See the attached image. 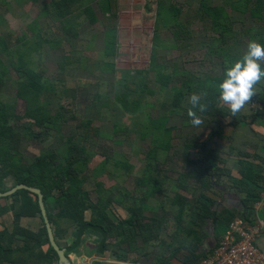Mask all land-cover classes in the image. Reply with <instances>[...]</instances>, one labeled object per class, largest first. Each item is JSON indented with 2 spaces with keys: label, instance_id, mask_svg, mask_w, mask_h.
<instances>
[{
  "label": "rangeland",
  "instance_id": "obj_1",
  "mask_svg": "<svg viewBox=\"0 0 264 264\" xmlns=\"http://www.w3.org/2000/svg\"><path fill=\"white\" fill-rule=\"evenodd\" d=\"M202 2L175 0L182 3L181 15L159 27L156 41V0L0 2V120L26 136L11 144L16 145L13 154L30 164L45 155L51 162L57 156L75 159L77 150H84L78 167L87 168L85 188L94 200L96 183L114 192L125 186L132 190L147 169L155 176V188L164 192L155 195L158 210L170 211L168 220L158 224L154 247L172 242L176 231L185 229L210 234L202 249L214 245L209 225L198 227L192 220L204 213L203 204L220 196L205 179L204 156L214 155L221 168L218 152L233 138L230 132L210 135H223L229 124L252 123L257 112L264 113L256 103L264 77L236 113L221 99L219 88L226 69L243 60L249 42H264V0H207L201 8ZM60 3L63 16L53 12ZM107 24L115 29L106 31ZM260 65L264 68V60ZM193 93L201 97L193 109L198 125L188 114ZM5 183L16 182L10 177ZM206 191L214 193L209 201ZM183 211L178 226L175 216ZM89 242L94 248L96 243ZM115 251L109 243L104 257L95 255L88 264H111ZM83 256L77 255L83 260L74 259L77 264L84 263Z\"/></svg>",
  "mask_w": 264,
  "mask_h": 264
},
{
  "label": "trees",
  "instance_id": "obj_2",
  "mask_svg": "<svg viewBox=\"0 0 264 264\" xmlns=\"http://www.w3.org/2000/svg\"><path fill=\"white\" fill-rule=\"evenodd\" d=\"M8 1L10 2V0H0L2 4ZM105 1L108 3L111 0ZM206 3L207 0H204L201 8L204 7ZM181 4L182 3L176 4L175 0H156L154 22L155 41L158 39L157 32L160 26H170L174 20L177 21V17L181 15ZM61 5L62 3L54 5L53 12H57L60 16H63V8ZM216 9L217 8L211 9V11H216ZM106 11L107 14L105 19H109L111 12L109 9ZM204 11L208 13L207 10ZM107 26L105 27L106 31L115 29V27L109 28L110 24H107ZM260 31L264 33V25L260 27ZM262 45H264V42H262ZM165 78L167 77L163 76L159 78L161 84L164 82ZM256 103L261 111L264 110V92L262 95H258ZM261 117L260 113L257 112L256 118ZM1 121L2 120H0V193H6L18 184H26L39 188L44 195V203L53 229V234L55 236H57V234H62L65 237L68 236L69 230L66 228L67 233H63L61 231L62 224L58 223L63 219L68 220L73 229V231L70 230L69 236L74 237V244L67 250L66 256L74 253V251L80 247L81 238L85 232L94 231L99 233L102 237L98 246V253L100 254L105 252L113 239L119 240L118 243L121 244L123 240L120 238L124 236L126 239L133 237L132 241L131 239L129 241L124 240L127 243V247L131 248L135 246V244H137V246L144 245L141 247L144 253H142L140 257H150L152 255L151 250L157 248L154 264H200L204 257L213 252V249L217 246L216 244L219 241V237L223 236L230 221L237 216L230 209L220 211L219 206L213 209L212 206L215 205L216 201L212 200L209 206L203 204L204 213L197 218L194 217L195 219L192 221H194L195 225H198V227L209 225L210 229L213 231L215 230L214 234L217 241L215 245H208L207 248L202 249L204 241L210 234H201V229H185L182 232L181 230H177L176 232L178 233L174 234L172 242L164 244L159 242L161 247H154L152 246V240L158 234L157 228L160 227L158 224H163V222L168 220L170 211L169 209H167V211L163 209V211L158 210L161 205L158 201L147 202L150 195L151 197L154 194L161 196V194L164 193L163 191L160 192V189L155 187L150 188V191L146 189L150 183V178L154 181L151 172L149 173L146 169L144 174L137 178L132 190H129V188L125 186L117 192H114L112 189L104 188L101 183H96L95 193L97 198L94 200L91 197V192L85 188L86 180L83 178V171L87 168L78 167L80 165L78 164L80 162L79 155H85L84 150H77L79 155H77L75 159L69 157L65 160H59L57 156V159L51 162L49 156L45 155L41 159H33L30 164L20 163L17 156L13 154V149L16 145L13 147L11 146L16 143L18 144L21 137L24 136L25 138L26 136L22 133L19 134V129H16V127H6L4 122ZM238 123L243 122H235L229 125L236 126ZM3 134L7 136V138L2 137ZM88 136L87 139L90 141ZM216 136L222 137V132L210 135L211 138ZM204 159L208 163V165L204 167L205 179H210L212 181L209 184L210 187H212V183L216 185V182H214L215 180L220 181L225 174L230 173L228 170L227 172L218 166L214 155L206 154ZM10 177L14 178L16 182L14 186H8L5 183V180ZM241 186V182L236 184L234 191ZM250 188L249 185H245L242 188V190H245L244 193H246L247 196L243 200L245 206L243 209L244 212L240 213V215L247 220H252L254 223V217L258 216L260 213L256 215L253 206L261 197L260 191H258L259 189L254 190ZM127 198L130 200H126ZM175 198L172 202L173 205H175ZM206 199L208 201L210 200L207 197ZM3 200L12 201L11 206L6 208L5 212H13L17 217L24 218H34L40 215L43 219L38 197L30 191L20 190L12 197L0 199V202ZM131 201L133 204L130 206L128 203ZM124 205L126 206L125 210L129 213L128 219L115 223L110 218L109 211H114V208L118 206L124 207ZM87 211H91V218L89 220L85 217ZM180 211L182 212V210ZM181 212L175 216L178 226L181 224L182 218H184V211L183 214H181ZM263 218L264 216L262 219ZM226 221L228 222L225 229L224 224ZM142 223L146 225L145 230H142ZM221 225L224 232L222 235H217L219 229H222ZM160 234L161 231L159 229V235ZM19 236H22V240L26 244V247L22 250H13L12 244ZM45 245L48 250L46 253H43L42 248ZM149 247H152V249L150 250ZM154 255L155 253H153V256ZM58 262V255L49 242L45 222L44 228L37 235L19 227H16L11 235L6 231L0 234V264H58Z\"/></svg>",
  "mask_w": 264,
  "mask_h": 264
},
{
  "label": "crops",
  "instance_id": "obj_3",
  "mask_svg": "<svg viewBox=\"0 0 264 264\" xmlns=\"http://www.w3.org/2000/svg\"><path fill=\"white\" fill-rule=\"evenodd\" d=\"M261 118H256L252 121V123H248L244 121L243 123H238L236 126L229 127L228 129L224 128V134L223 136L227 137V133L230 132L232 134L233 141L230 146L226 145L224 142V149L223 151H219L220 154V166L225 171L230 172V177L232 174L231 179H228L227 174L222 177L220 181H217L218 184L214 185L212 183L211 191L213 189H216L220 192V196H217V200L215 202V205H213V209H216V207L219 206V210L223 211L224 209H230L233 211L238 217L241 216L240 213L244 212V203L243 200L246 198L247 194L244 193L245 190H242V188L245 185H249L254 190L260 191V200H258L256 203H254L253 209L254 212H257V215L263 211L264 212V113L260 114ZM255 125V126H254ZM222 145V143H221ZM227 171V172H228ZM191 175V171H189ZM153 177H155L153 175ZM189 177V176H188ZM182 178H185L184 176ZM232 178L235 179L236 184L242 183L241 187H238L236 191H234V187L236 184L232 182ZM254 179V180H253ZM150 183L148 187H146L147 190H149L152 187H155L154 181L150 178ZM174 185V184H173ZM172 185V186H173ZM231 185V186H230ZM170 186V187H172ZM250 188V189H251ZM150 191V190H149ZM243 191V192H238ZM205 198L212 199L214 197L213 192L206 191ZM176 196V194H175ZM157 196L155 194L148 198L147 202H154L156 200ZM142 201V199H141ZM202 202L205 203V200L202 199ZM12 201L3 200L0 202V234L4 231L8 232L10 235L13 234L16 227H19L25 231L31 232L32 234H39L42 229L44 228V221L41 218L40 215H37V217L34 218H24V217H17L13 212H5L6 208H9L11 206ZM144 204V202H143ZM126 206H118L117 208H114V211H109L110 218L115 222L119 223L120 221L127 220L128 215L127 211L125 210ZM87 212L85 213L86 217ZM239 214V215H238ZM244 215V214H243ZM259 219L264 222V218L262 219L258 215ZM87 219V217H86ZM89 220V219H87ZM227 222H225L224 227L226 229ZM58 223L62 224L61 231L64 233H67L66 228L69 230L68 236L65 237L62 234H57V236L54 235L55 240L58 244V246L61 249H64L67 254V250L70 249V247L74 244V237L69 236L70 230L73 231L72 227L69 224V221L66 219H63L59 221ZM253 223V222H252ZM222 227V225H221ZM70 228V229H69ZM217 230V229H216ZM212 233H215V230L213 231L211 229ZM224 232V229L220 228L217 235H222ZM98 237V239H97ZM221 236L219 237V241H216V238L214 237V245H218V243L221 240ZM101 235L99 233H96L94 231H87L81 238V245L77 248L74 253L67 255L68 259L71 261L72 264H77L76 260H79V257H77L78 254H83V259L85 264H88V261L97 256L104 257L105 253L100 254L98 253V246L101 242ZM123 241L121 244H119V247L115 244L119 240L113 239L110 242V248L113 249L115 252H113L115 255H112L115 259V261L111 262V264H154V261L156 260L157 252H155V255L153 256V253L150 257H140L142 253H144V250H142L143 246H135L127 247L125 245L124 240H127L126 238L121 237ZM89 240L95 242L94 248L89 246L91 242ZM124 242V243H123ZM258 245L264 250V230L262 231L259 239H258ZM26 247V244L22 240V236L17 237L13 244L12 248L13 250H22ZM119 249V250H118ZM48 248L43 246L42 252L46 253ZM118 250V251H117ZM108 252V251H106ZM120 253V255L118 254ZM76 259V260H74ZM41 261V260H39ZM81 263L83 262L82 257L81 260H79ZM148 261H151L149 263ZM100 262V260H97L96 263ZM83 263V264H84ZM57 264V263H54ZM59 264V262H58ZM102 264V263H100Z\"/></svg>",
  "mask_w": 264,
  "mask_h": 264
},
{
  "label": "clouds",
  "instance_id": "obj_4",
  "mask_svg": "<svg viewBox=\"0 0 264 264\" xmlns=\"http://www.w3.org/2000/svg\"><path fill=\"white\" fill-rule=\"evenodd\" d=\"M264 60V45L255 40L248 44V52L242 61H236L230 68L226 69L225 78L220 82L221 99L227 102L233 113L238 112L246 101L249 100L255 89L256 81L264 77V68L260 61ZM201 97L193 93L190 97L191 108L188 111L192 117V123L198 125L200 118L193 110L200 104ZM202 107V106H201Z\"/></svg>",
  "mask_w": 264,
  "mask_h": 264
},
{
  "label": "built area",
  "instance_id": "obj_5",
  "mask_svg": "<svg viewBox=\"0 0 264 264\" xmlns=\"http://www.w3.org/2000/svg\"><path fill=\"white\" fill-rule=\"evenodd\" d=\"M263 230L264 222L258 216L254 223L235 217L216 248L200 264H264V250L257 244Z\"/></svg>",
  "mask_w": 264,
  "mask_h": 264
},
{
  "label": "water",
  "instance_id": "obj_6",
  "mask_svg": "<svg viewBox=\"0 0 264 264\" xmlns=\"http://www.w3.org/2000/svg\"><path fill=\"white\" fill-rule=\"evenodd\" d=\"M20 190L30 191L31 193L35 194L38 197L39 206H40V209H41V215H42L43 220L45 222V226H46V229H47L49 242H50V245L53 248V250L58 255L59 264H72L71 261L66 256V251L64 249H61L58 246V244H57V242L55 240V237H54V234H53V229H52L51 223L49 221L48 213H47L46 206H45V203H44V195H43L42 191L39 188L28 186L26 184H18L14 188L10 189L8 192L0 193V199H5V198L12 197L16 192H18Z\"/></svg>",
  "mask_w": 264,
  "mask_h": 264
}]
</instances>
